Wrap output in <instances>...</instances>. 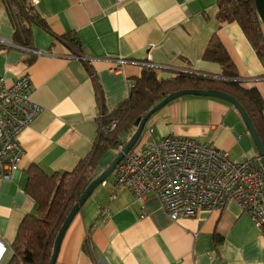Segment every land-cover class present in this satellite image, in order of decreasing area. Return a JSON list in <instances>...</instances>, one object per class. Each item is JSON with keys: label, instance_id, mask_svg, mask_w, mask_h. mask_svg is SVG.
<instances>
[{"label": "crops", "instance_id": "obj_1", "mask_svg": "<svg viewBox=\"0 0 264 264\" xmlns=\"http://www.w3.org/2000/svg\"><path fill=\"white\" fill-rule=\"evenodd\" d=\"M216 3L39 0L36 11L51 32L32 24L23 42L15 34L9 0H0V76L10 85L27 72L30 98L43 107L19 136L21 170L10 180L0 179V240L6 248L0 264L10 260L9 247L22 219L37 211L25 191L29 170L36 166L48 175L72 171L97 138L101 105L111 111L127 98L129 81L140 76L148 56L157 78L181 71L221 77L220 64L202 58L216 33L239 84L255 87L264 101V60L236 22H219ZM64 34L77 38L79 48L55 37ZM134 130L120 139L126 141ZM169 134L212 144L234 161L258 160L241 116L218 98L187 95L166 104L147 121L142 142ZM116 153L105 150L94 177ZM113 179L109 176L83 203L55 264H264V234L233 199L220 210L200 209L173 221L158 198L136 200L128 189L115 190Z\"/></svg>", "mask_w": 264, "mask_h": 264}, {"label": "trees", "instance_id": "obj_2", "mask_svg": "<svg viewBox=\"0 0 264 264\" xmlns=\"http://www.w3.org/2000/svg\"><path fill=\"white\" fill-rule=\"evenodd\" d=\"M16 5L17 12L11 15L15 34H19L23 42L32 24L50 31L44 19L26 1L17 0ZM28 11H31L30 14ZM216 17L221 24L236 22L256 53L264 60V27L254 0H217ZM55 37L67 41L75 49L80 46L77 38L69 34ZM202 58L219 63L222 68L221 77H204L181 71L174 77L162 79L157 78L155 68L144 66L140 76L133 79L134 86L130 88L127 98L111 111L101 105L99 123L109 125L115 121L116 126L97 136L89 153L72 171L48 175L36 166L29 170L25 191L35 200L37 211L27 214L20 222L9 247L11 257L7 264H48L56 233L76 199L94 178V170L101 155L108 148L117 152L119 146H124L127 140L122 141L121 135L132 131L135 121L169 93L180 89H215L232 95L249 115L264 148V101L255 87L244 88L239 84L234 65L216 33L210 36ZM95 88L101 103V91L97 83Z\"/></svg>", "mask_w": 264, "mask_h": 264}, {"label": "built area", "instance_id": "obj_3", "mask_svg": "<svg viewBox=\"0 0 264 264\" xmlns=\"http://www.w3.org/2000/svg\"><path fill=\"white\" fill-rule=\"evenodd\" d=\"M26 3L36 10L39 0ZM9 6L13 13L17 12L13 0H9ZM3 43L0 37V44ZM143 64L153 67L149 56ZM133 86L134 82L129 81V88ZM31 89L27 72L10 85L0 76V179L10 180L21 170L23 150L19 136L43 109L31 100ZM115 126V121L109 125L100 122L97 136ZM111 175L115 190L128 189L136 200L155 196L173 221L194 216L200 209L220 210L228 199H233L264 231V169L259 157L257 161H234L212 144L169 134L151 137L135 150L132 148ZM5 250L0 240V257Z\"/></svg>", "mask_w": 264, "mask_h": 264}, {"label": "water", "instance_id": "obj_4", "mask_svg": "<svg viewBox=\"0 0 264 264\" xmlns=\"http://www.w3.org/2000/svg\"><path fill=\"white\" fill-rule=\"evenodd\" d=\"M254 1H255L258 17L264 27V0H254ZM187 95L213 97L230 103L237 110L244 124L246 125L248 132L255 144L258 157L264 169V148L262 142L257 132L254 129L253 123L249 115L247 114L243 106L232 95L215 89H209V90L180 89L172 93H169L168 95L164 96L160 101H158L155 105H153L152 108L149 109L143 117L135 121V130L132 133V135L129 137V139H127L125 145L122 146V148L117 152V154L108 164V166L89 182V184L86 186L84 191L76 199V201L68 211L66 217L64 218L62 224L60 225L56 233V236L53 240L51 255L48 264H55L63 237L69 225L73 221L74 217L79 212L83 203L90 196L93 190L97 186L101 185L102 182L105 181L112 174L114 168L123 159L124 155L127 154L137 144V142L139 141L140 137L143 134L144 128L149 118L166 104Z\"/></svg>", "mask_w": 264, "mask_h": 264}, {"label": "rangeland", "instance_id": "obj_5", "mask_svg": "<svg viewBox=\"0 0 264 264\" xmlns=\"http://www.w3.org/2000/svg\"><path fill=\"white\" fill-rule=\"evenodd\" d=\"M142 139H143V137L141 136L139 141L137 142V144L133 147L134 150L138 147V145H140V143H142ZM110 177H111V175H110Z\"/></svg>", "mask_w": 264, "mask_h": 264}]
</instances>
